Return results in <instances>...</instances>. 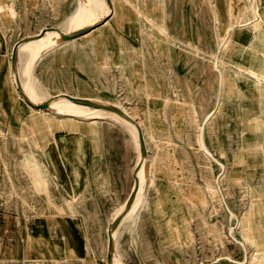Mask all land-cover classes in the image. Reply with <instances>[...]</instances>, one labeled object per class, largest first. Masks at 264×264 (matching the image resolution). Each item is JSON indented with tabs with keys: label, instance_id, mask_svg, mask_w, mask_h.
Masks as SVG:
<instances>
[{
	"label": "rangeland",
	"instance_id": "1",
	"mask_svg": "<svg viewBox=\"0 0 264 264\" xmlns=\"http://www.w3.org/2000/svg\"><path fill=\"white\" fill-rule=\"evenodd\" d=\"M114 2L123 18L112 17L110 26L116 28L117 21L121 27L98 52H118L119 77L111 63L101 69L93 57L68 48L34 67V83L43 95L60 90L96 99L125 96L118 105L144 129L149 162L138 209L118 235L123 264H264V250L246 240L244 229L250 219L264 239V166L250 167L253 158L264 163V100H243L248 91H234V49L241 40L232 22L248 20L252 2L230 0L232 17L225 16L231 23L224 32L218 0ZM262 3L257 0L260 10ZM135 4L142 18H136ZM13 5L14 18L8 25L0 22L3 74L15 42L42 28L66 29L75 10L74 0ZM221 5L227 9V0ZM238 7L243 9L236 13ZM82 45L74 42L78 50ZM254 59L264 68L262 57ZM26 63L24 56L18 61L19 82ZM138 67L143 80L135 82ZM7 86L0 84V90ZM18 102L21 125L11 103L0 100V264H106L105 230L127 199L136 161L129 133L100 115L92 116L98 118L95 135L84 121L69 131L53 123L57 173L51 176L43 150L34 145L44 127L38 117L32 125L31 112ZM251 116L257 117L248 131ZM80 162L87 166L82 184L70 169Z\"/></svg>",
	"mask_w": 264,
	"mask_h": 264
},
{
	"label": "bare ground",
	"instance_id": "2",
	"mask_svg": "<svg viewBox=\"0 0 264 264\" xmlns=\"http://www.w3.org/2000/svg\"><path fill=\"white\" fill-rule=\"evenodd\" d=\"M74 1H75V10L74 13H72V15L70 16V18L66 21V29L63 28L62 26L42 28L39 30L38 33L31 35L29 37H25L24 39L15 42L14 45L11 46L8 54L5 74H3L2 72L3 65H2V57L0 56V84H3L5 82L8 84L6 88L0 90V100H4L5 103L8 104L11 103V109L14 113L13 118L18 125H21L23 122L22 120L23 109L21 108L18 102L20 99H22V101L24 102L27 110L31 112L30 117H31L32 125H35L37 123L36 117L40 119V123L43 125L44 128L41 132V137L39 139V142L37 143L34 142V145L36 146L37 149L43 150L42 160L46 164L47 169L51 174V176H55L57 173V161L54 154L56 151V139L51 131V126L53 125V123L55 124L57 129L69 131L71 127L75 129L79 128L77 123L79 121L80 122L84 121L87 122L88 124V128H87L88 132L92 135H95L98 130V126L96 125L97 124L96 121L98 120V118L92 116L100 115L102 116V118L99 119L112 120L117 124L121 125L122 127H124L125 130L129 133L134 146V150L136 152L135 154L136 161L131 173L132 183L130 186V191L128 193V196L130 195L136 184L138 185L137 192L129 209L125 213H124V206L126 201L117 208V210L114 212L110 220L107 229L105 230L106 233L105 247L107 248L110 237L113 242L112 254L110 256L109 261L106 255V260H107L106 264H123L122 255L118 250V246H119L118 235L120 233V228L122 226L124 219L128 217L130 213L131 215H133L135 211L138 209V205L141 201L140 197L142 196V189L146 181L145 173L147 172V165L149 162V153L147 149L146 135L144 129L131 115V113L127 111L126 108L120 107L118 105L120 103L119 100L123 99V97L125 96H123L121 99H119L118 98L119 96L117 97V95H115L116 97H113L111 99H106V98L96 99L88 94H82L78 96V95H72V93L70 92L62 93L60 90L55 91L51 95H43L42 89L34 83V78H35L34 67L37 64L44 62V60H53V58L50 57L48 58V56H54L53 54L59 55L62 51H69L68 48L74 49L73 52L80 51L81 53L93 57L94 62L101 69L104 68L109 63H111L116 69L117 77H119L121 73L120 72L121 64L119 60L120 58L117 54L118 52L116 53L115 51H113V49H108L107 53H105L103 56H100L98 52V48L101 47L103 42H108L109 40L112 39L115 33L114 29L121 27V25H119V22L120 19L123 18V13L119 10L120 8L117 7L114 0H109V3L107 2V0H74ZM238 1L240 2V0ZM250 1L252 2V4L248 6L247 11L249 12L250 19L257 20L258 22L256 25H254L255 30L261 31L260 29L262 28V23H264V0L263 3L261 4L263 5V10L259 9V5H257V0H250ZM137 6L138 5L135 4L134 10L137 16L136 18L139 19L142 18L143 15L141 13L140 7L137 8ZM227 12L229 17H232L230 8L229 11ZM14 16H15V10L13 5V0H0V22L3 25H8L9 22L14 18ZM112 17H114L115 19H117V21H119V22L116 21V28L110 26V19H112ZM102 20L105 21L102 22ZM162 21H163V34L165 35L167 22L165 18H163ZM90 26L93 27L75 38L69 40H65L62 38L64 34H71ZM138 27H140L139 24ZM102 28H104L103 31L101 30ZM232 30L234 31L235 29L232 28ZM239 30L240 29L237 28L236 32L234 33H237L239 35L240 32ZM233 31L230 32V35L234 34L232 33ZM238 39L241 40L240 37H238ZM254 39H255V35H252L250 37H247L246 40H241L240 43L241 45L238 48L239 49L237 55L238 70L234 71L237 78L236 84L234 86V91L239 96H241L243 89L247 90L248 92H250V90H253L255 92H260L264 87V76L258 73L255 59L254 58L251 59L247 55L248 46L250 45V43H253ZM78 40H82L83 43L80 50H78L74 46V42ZM221 41L222 42L220 44L224 45L226 39L223 38ZM14 46H17V64L15 66H13L10 61L11 52ZM2 50H3V41L0 40V53L2 52ZM103 52H105V50ZM58 55L56 56V58H58ZM23 56L26 57L27 63L25 64L22 70L19 69V77H20V82H19L18 74H16L17 72L15 73V70L16 68L18 69V61H20V59ZM221 67L222 66L218 67L219 72ZM245 67H247L248 69L245 70L244 69ZM133 79L135 80V82L143 80L142 73L140 72L139 67L136 68L135 71L133 72ZM246 82L250 83L251 85L250 90H249V85L246 84ZM114 91L115 94H117L115 89ZM65 96L80 98L98 104L99 106H106L109 108H113L119 110L121 114L107 111L102 108L77 104L71 102ZM44 103L46 104L45 107L43 108L38 107L39 105ZM16 106L20 107L21 111L18 110ZM260 111L264 112V107H262L261 105H260ZM211 115L213 114L212 113L208 114L207 119L210 118ZM253 117L254 116L249 117L248 119L250 121L247 120L249 122H246L248 131L254 122V118L257 116H255L254 118ZM252 119L253 121H251ZM136 126H138L142 132L144 145H145L144 154H142L139 150L138 131ZM248 131H246V133L244 134H247ZM252 138L256 140V138L254 137ZM246 139H248L247 136ZM246 139L244 140V144L248 142L246 141ZM248 155L250 156V154ZM33 164H35V166L37 167L36 162H33ZM260 165L264 166V163L258 162L257 158L255 160L253 158V164L250 167L255 168ZM250 174H253V171L250 172ZM236 180L237 182H240L242 178L237 177ZM255 203L257 204V201H255ZM252 215H253V211L251 210L248 216L252 217ZM119 216L122 217L118 225L112 228L111 230H109L110 224L113 222V220H115ZM244 229H245L246 240L255 243L256 245L255 247L257 249L264 250V239L260 238V229L256 230L250 219L249 221L245 222Z\"/></svg>",
	"mask_w": 264,
	"mask_h": 264
},
{
	"label": "crops",
	"instance_id": "3",
	"mask_svg": "<svg viewBox=\"0 0 264 264\" xmlns=\"http://www.w3.org/2000/svg\"><path fill=\"white\" fill-rule=\"evenodd\" d=\"M221 2H223V0H218L219 10H220V13L222 14V17L220 16V19H218V26L219 27L221 26V30H222V32H224L225 28L231 23L230 20H228V21L226 20V16H225L227 11H229V8H230V0H227V2H228V8L227 9H223ZM242 9L243 8L238 7L236 9L237 10L236 13L241 11ZM232 23H234V22H232ZM257 23H258L257 20H253V19L249 18L248 20L243 21V22L237 21L236 23H234V25H236L238 28H240L239 37L241 38V40H246L247 37L255 35V39H254L253 43H250V45L248 46V54L247 55L251 59L256 58V56L262 57L263 62H261V64H262L261 67H264V54H263V51H264V23H262V28L260 29L261 31H256L254 28V25H256ZM234 50L236 52L239 50L237 45H235ZM257 69H258V73L260 75L264 76V68L259 69V67H257ZM247 99L257 100L258 104H260V100H264V87L260 92H256V94H255V92L250 90V92L245 94L243 100H247ZM257 102H255V103H257ZM70 169H71V173L73 174L72 177L75 176L74 180H76L80 184H82L83 180H85L84 174L86 172L85 170L87 169V166H85V163L80 162L77 165L70 166ZM74 170L77 174L80 173V175L76 176V174H74L75 173Z\"/></svg>",
	"mask_w": 264,
	"mask_h": 264
},
{
	"label": "water",
	"instance_id": "4",
	"mask_svg": "<svg viewBox=\"0 0 264 264\" xmlns=\"http://www.w3.org/2000/svg\"><path fill=\"white\" fill-rule=\"evenodd\" d=\"M107 2L109 3V0H107ZM105 20H102V22H104ZM93 26H90V27H86L82 30H79L77 32H74V33H71V34H64L62 36L63 39L65 40H69V39H72V38H75L81 34H83L84 32L88 31L89 29H91ZM10 61L12 63L13 66H15L17 64V46H14L13 49H12V52H11V58H10ZM68 100H70L71 102H74V103H77V104H82V105H86V106H92V107H97V108H102L104 110H107V111H111V112H116L118 114H121V112L119 110H116V109H113V108H109V107H106V106H99L98 104H95L93 102H90V101H87V100H83V99H80V98H75V97H71V96H65ZM46 104H41L39 105L38 107H45ZM137 128V131H138V140H139V150L142 154L145 153V145H144V140H143V136H142V132L140 130V128L138 126H136ZM137 184L134 186L132 192L130 193L129 197L127 198L126 200V203H125V206H124V213L129 209L135 195H136V192H137ZM122 216H119L118 218H116L115 220H113V222L110 224L109 226V230H111L112 228L116 227L120 221ZM112 239L111 237L109 238V241H108V245H107V259L108 261L110 260V256L112 254Z\"/></svg>",
	"mask_w": 264,
	"mask_h": 264
}]
</instances>
